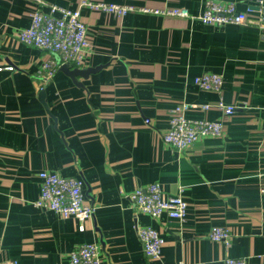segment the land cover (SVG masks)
<instances>
[{"label":"crops","instance_id":"0c3cea01","mask_svg":"<svg viewBox=\"0 0 264 264\" xmlns=\"http://www.w3.org/2000/svg\"><path fill=\"white\" fill-rule=\"evenodd\" d=\"M81 1L44 0L43 8L76 9ZM98 1L185 7L192 17H116L82 7L89 53L83 66L69 65L91 71L72 78L62 64L43 82L41 64L61 56L18 38L38 3L0 0V64L15 66L0 72V260L70 264L76 245L96 242L102 264H224L229 255L264 264V0H219L248 16L222 26L197 18L206 0ZM206 71L223 76L220 92L195 83ZM220 100L236 105L234 112L226 114ZM182 101L199 105L191 117L222 120L223 134L184 149L167 144ZM45 169L83 180L95 207L90 219L35 205ZM154 182L189 201L184 222L134 207L130 193ZM136 225L165 237L160 258L145 255ZM213 225L230 228L229 247L209 238Z\"/></svg>","mask_w":264,"mask_h":264},{"label":"built area","instance_id":"2783aa9c","mask_svg":"<svg viewBox=\"0 0 264 264\" xmlns=\"http://www.w3.org/2000/svg\"><path fill=\"white\" fill-rule=\"evenodd\" d=\"M37 7L31 14L29 27L18 31V38L27 45L57 53L56 59L45 60L40 66L42 81L55 77L62 64L83 66L89 53L90 41L88 28L83 19L81 8L112 13L123 17L129 12H156L171 16L192 17L185 7H169L153 9L134 4L83 0L76 9L50 4L49 11L44 10V0H36ZM205 24L226 25L229 23L243 24L247 22V13L240 11L233 2L206 0L204 10L197 16ZM260 18L258 23L261 24ZM14 65L0 64V72L12 71ZM195 83L204 90L220 92L224 85L221 74L206 71L196 76ZM226 114H232L236 105L220 100L216 104ZM199 106L197 103L182 101L178 103L170 116L169 128L164 133V141L178 149H184L204 136H220L223 134V122L220 119L191 117L189 111ZM208 109L210 104L202 106ZM150 123V119H146ZM264 139V137H263ZM40 195L35 201L38 207L55 211L62 217H76L82 223L90 219L95 211L94 205L87 203L82 189L83 180L77 177L64 176L57 171L42 170L39 172ZM131 203L138 210L152 216L160 217L166 213L169 217L184 222L188 215L190 203L182 194L166 195L158 182L134 189L129 195ZM137 235L141 241L145 255L150 259L162 256L165 237L152 225H136ZM232 233L229 227L213 225L209 238L223 242L226 247L231 245ZM70 264H102L100 246L96 242H83L69 254ZM0 264H19L18 259L0 260ZM184 264V263H180ZM224 264H253L249 257L227 256Z\"/></svg>","mask_w":264,"mask_h":264},{"label":"water","instance_id":"95a60500","mask_svg":"<svg viewBox=\"0 0 264 264\" xmlns=\"http://www.w3.org/2000/svg\"><path fill=\"white\" fill-rule=\"evenodd\" d=\"M61 70L66 72L72 78H74L75 76L81 75V74L87 75L91 71V69L71 68L69 64H63L61 66ZM40 96L42 99H44L45 98V92L41 91Z\"/></svg>","mask_w":264,"mask_h":264}]
</instances>
